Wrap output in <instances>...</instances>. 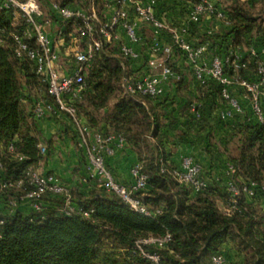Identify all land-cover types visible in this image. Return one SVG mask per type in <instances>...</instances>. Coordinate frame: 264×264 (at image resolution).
I'll use <instances>...</instances> for the list:
<instances>
[{"label":"trees","instance_id":"trees-1","mask_svg":"<svg viewBox=\"0 0 264 264\" xmlns=\"http://www.w3.org/2000/svg\"><path fill=\"white\" fill-rule=\"evenodd\" d=\"M40 1L52 25L56 20L63 23L69 41L72 19H60L51 11L50 0ZM59 1L75 6L88 0ZM197 1L159 0L156 12L171 26H187L188 40L195 46L208 45L206 56L221 57L227 76L256 81L259 60L264 62V0H215L216 9L209 17L221 25L212 30L204 27L207 15L197 22L190 20ZM96 3L104 15V0ZM26 27L23 18L14 22L12 13L0 7V159L4 164L0 181L23 177L28 166L39 168L46 157L40 144L51 139L44 141L37 105L52 106L46 116L60 114L33 60L16 53L14 34L22 35ZM143 37L142 51L151 40ZM253 49L258 55L252 54ZM179 55L187 59L179 48L166 59L178 74L169 80L177 85L176 93L126 94L123 77L147 71L148 53L133 61L119 52L118 41L108 42L88 70L82 96L74 100L85 124L103 135H122L136 153L147 175L146 187L136 194L143 197L151 215L131 209L98 182L85 180L87 174L80 177V183H86L83 189L66 184L68 192L45 195L41 210L22 204L11 212L8 200L20 199L25 184L5 193L0 202V264H150L135 241L167 232L172 239L158 249L161 264H213L216 253L225 254L227 264H264V209L253 203L264 196V123L253 109L252 93L233 81L228 92L241 110L223 118L221 111L231 108L222 95L223 86L215 79L197 80L188 59L189 69L177 64ZM262 92L259 105L264 116V88ZM74 134L76 138V128ZM199 140L210 164L204 166L187 154L200 164L207 183L195 190L180 181L176 171L181 164L173 156L180 146ZM227 163L236 168L232 176L241 190L237 203L228 190ZM106 164L113 172L109 157ZM252 183L255 194L249 196L243 187ZM73 205L77 208L71 209ZM229 250L236 251L238 261L229 259Z\"/></svg>","mask_w":264,"mask_h":264},{"label":"built area","instance_id":"built-area-1","mask_svg":"<svg viewBox=\"0 0 264 264\" xmlns=\"http://www.w3.org/2000/svg\"><path fill=\"white\" fill-rule=\"evenodd\" d=\"M97 0H88L86 4L78 3L71 6L59 0H50L51 11L59 15L62 20L72 19L74 29L69 33V41L65 38V28L61 26L57 31L58 41L51 38L52 20L46 17V11L40 0H0V7L12 13L13 21L23 18L27 27L22 35L14 34L16 40V53L22 56L24 53L33 60L36 72L46 84L47 92L54 98L58 112L66 113L71 117L76 130V144L86 157L87 178L98 182L107 191L118 195L131 209L140 213L151 215V211L143 203V197L137 196L136 192L144 189L147 185V175L142 171L140 162L134 163L131 168L133 181L131 184L119 182L112 170L106 164V157L115 154L116 149L123 146L125 138L120 134L103 135L85 124L78 115L74 100L80 98L85 89V78L96 55L105 48V44L118 41L119 52L130 60L136 61L142 53H148V70L138 76L127 75L123 77L122 87L126 94H146L151 96L162 95L166 84L178 74L169 66L157 63L158 56L165 57L174 53L179 48L186 54L193 68L197 80L205 82L208 79L217 80L222 86V95L230 101V109L222 110L221 116L228 118L233 110L240 111L238 101L230 97L228 86L237 81L247 91L252 93V105L260 121L264 123L259 97L264 88V62L259 60L256 81L246 79H232L224 73V61L219 56L208 58L207 45L195 46L188 38L187 26H171L156 12L159 0H107L104 5L111 8L110 12L102 15L98 11ZM216 9L215 0H198L190 12V20L197 22L204 15L209 16ZM218 17H223L221 11ZM142 24L148 26L152 31V38L147 43L146 49L141 47L144 37L140 30ZM141 25V26H140ZM122 33L123 38L120 35ZM166 32L170 42L165 41ZM62 41L66 46V62L61 57ZM32 41V45L30 42ZM252 50L253 55H258ZM264 54V50L262 52ZM52 110L51 105L39 103L36 107L37 116L43 118L46 112ZM12 149V146H10ZM42 152L45 146L40 144ZM4 164L0 159V170ZM236 168L232 163H227L228 190L232 194L231 201L237 203L241 193L233 179ZM182 183L189 184L195 190H201L206 186V180L202 176V168L194 158L185 155L181 161V168L176 171ZM25 184V194L20 199L8 200L11 212L20 205H28L32 209L41 210L45 203L44 197L47 193L61 194L68 192V186L54 173L44 172L40 168L28 166L21 178H5L0 181V202L5 193L21 188ZM252 186L245 185L243 191L253 196L255 194ZM77 208L76 205L70 207ZM89 215L88 211H84ZM2 222V221H1ZM172 239V234L167 232L163 236L140 238L135 241L136 249L141 255L148 259L150 264H161V256L158 249L165 247ZM213 264H227L226 255L216 253L212 257Z\"/></svg>","mask_w":264,"mask_h":264},{"label":"crops","instance_id":"crops-1","mask_svg":"<svg viewBox=\"0 0 264 264\" xmlns=\"http://www.w3.org/2000/svg\"><path fill=\"white\" fill-rule=\"evenodd\" d=\"M107 0H104L106 2ZM77 5V4H74ZM111 8L104 7L103 11L108 13L110 12ZM206 25L204 26L205 29L212 30V29H219L220 22L216 19H213L209 16L205 18ZM63 25L60 21H54L52 28H51V38L54 41H58L57 31ZM141 26V25H140ZM140 30L143 35L142 26ZM121 37L122 33L120 32ZM167 42H170L167 36L164 39ZM116 41V40H115ZM61 47V57L64 58L62 61L66 62V51L67 48L60 40ZM208 49V45H207ZM157 63H163L166 65V59L168 56L165 57L158 56L156 57ZM146 67H148V60ZM169 82L166 84L165 91L172 92L173 94L177 91V85L175 83ZM192 89L194 88V83H191ZM264 95V94H263ZM39 128L42 132L44 141L50 140V143L44 142V146L47 147L48 153L46 157L40 162L39 168L44 172L54 173L55 175L60 176L63 179L65 184L70 186H78V188L83 189L86 186V183H80V177L86 174V157L84 158V152L77 147L76 138H75V126L72 124L71 117L66 115L58 114V116H45L43 119L39 121ZM57 134V136H56ZM204 144L199 140L195 145H183L180 146V149L174 154L173 159L177 164H181L183 157L187 154H191L197 158V161H203V165L209 166L210 161L206 152L204 151ZM67 155L66 162L63 163L58 159V155ZM68 154L71 157H68ZM84 159V162L82 161ZM109 162L115 173V178L124 184H131L133 181V176L131 173V168L133 167L134 163L137 162V155L136 153L128 147L126 140L123 146L116 149L114 155L109 156ZM81 185V186H80ZM249 202L253 200L250 197H247ZM255 205L260 206L264 209V196L259 197L257 200L253 202ZM227 255L230 257L229 259L232 261H238L239 256L237 255L235 250H229Z\"/></svg>","mask_w":264,"mask_h":264},{"label":"rangeland","instance_id":"rangeland-1","mask_svg":"<svg viewBox=\"0 0 264 264\" xmlns=\"http://www.w3.org/2000/svg\"><path fill=\"white\" fill-rule=\"evenodd\" d=\"M142 31H143V35L146 37V39H147V41L149 40V39H151L152 38V31H151V29L148 27V26H146V25H144V24H142ZM176 59V61H177V64H179L181 67H187V69H189V63H188V61H187V59L185 58V56H183V55H179L178 57H176L175 58ZM140 63V61L138 62V64ZM148 70V69H147ZM142 72V71H141ZM44 118V117H43ZM42 118V119H43ZM56 136H57V134H56ZM44 153H48V149H47V147H45V151H44ZM66 156L67 155H61V154H59L58 155V159L61 161V162H63V163H65L66 162V160L68 159H66ZM68 157H71V155L70 154H68ZM196 160H197V158H195ZM202 165L204 164L203 163V161H200V160H198ZM205 166V165H204ZM57 177L61 180V181H63V179L60 177V176H58L57 175Z\"/></svg>","mask_w":264,"mask_h":264}]
</instances>
